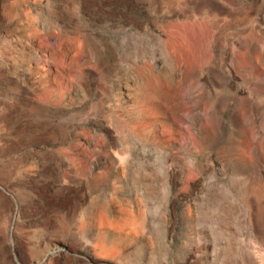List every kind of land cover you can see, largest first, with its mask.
<instances>
[{
    "label": "rangeland",
    "instance_id": "rangeland-1",
    "mask_svg": "<svg viewBox=\"0 0 264 264\" xmlns=\"http://www.w3.org/2000/svg\"><path fill=\"white\" fill-rule=\"evenodd\" d=\"M0 264H264V0H0Z\"/></svg>",
    "mask_w": 264,
    "mask_h": 264
}]
</instances>
